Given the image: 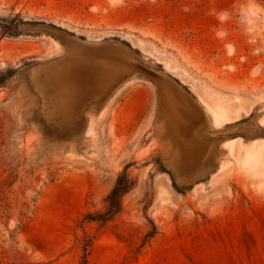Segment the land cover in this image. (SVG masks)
<instances>
[{
    "label": "rangeland",
    "instance_id": "obj_1",
    "mask_svg": "<svg viewBox=\"0 0 264 264\" xmlns=\"http://www.w3.org/2000/svg\"><path fill=\"white\" fill-rule=\"evenodd\" d=\"M0 264H264V0H0Z\"/></svg>",
    "mask_w": 264,
    "mask_h": 264
},
{
    "label": "trees",
    "instance_id": "obj_2",
    "mask_svg": "<svg viewBox=\"0 0 264 264\" xmlns=\"http://www.w3.org/2000/svg\"><path fill=\"white\" fill-rule=\"evenodd\" d=\"M126 180V175L120 176L118 181H117V186L115 187L111 198H110V210L107 215L109 214H115L117 213L120 205V195L122 193H125L127 189L129 188V184ZM103 216L102 218H104Z\"/></svg>",
    "mask_w": 264,
    "mask_h": 264
},
{
    "label": "bare ground",
    "instance_id": "obj_3",
    "mask_svg": "<svg viewBox=\"0 0 264 264\" xmlns=\"http://www.w3.org/2000/svg\"><path fill=\"white\" fill-rule=\"evenodd\" d=\"M60 74L61 76H60V78H58L59 76H55L56 74ZM57 73H54L53 75L55 76L54 78H56V79H58L59 81H58V83L60 82V84L59 85H65L64 87H62L61 89H60V92H65L68 88L67 87H69V92L72 94V89L74 88V81L72 80V79H70L69 77H68V74H69V71L68 72H65V73H59V71H57ZM57 74V75H58ZM54 82H56V81H54ZM57 84V83H56ZM55 85V84H54ZM53 85V86H54ZM68 95V94H67ZM137 97L133 100V103H132V105H136V104H138L139 103V100H140V97H139V95L137 94L136 95ZM215 120H216V122L217 123H220L221 122V118L220 117H218V116H216L215 117Z\"/></svg>",
    "mask_w": 264,
    "mask_h": 264
}]
</instances>
